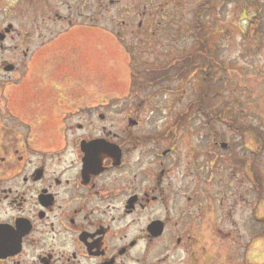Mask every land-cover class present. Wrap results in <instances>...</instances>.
<instances>
[{
	"label": "rangeland",
	"instance_id": "obj_1",
	"mask_svg": "<svg viewBox=\"0 0 264 264\" xmlns=\"http://www.w3.org/2000/svg\"><path fill=\"white\" fill-rule=\"evenodd\" d=\"M98 1L0 0V66L55 34L87 83L73 94L115 103L121 139L175 151L168 196H216L226 264H264V0Z\"/></svg>",
	"mask_w": 264,
	"mask_h": 264
},
{
	"label": "flooded vegetation",
	"instance_id": "obj_2",
	"mask_svg": "<svg viewBox=\"0 0 264 264\" xmlns=\"http://www.w3.org/2000/svg\"><path fill=\"white\" fill-rule=\"evenodd\" d=\"M34 40L0 66V264L229 262L216 196H168L175 151L121 139L115 103L73 94L55 34Z\"/></svg>",
	"mask_w": 264,
	"mask_h": 264
},
{
	"label": "water",
	"instance_id": "obj_3",
	"mask_svg": "<svg viewBox=\"0 0 264 264\" xmlns=\"http://www.w3.org/2000/svg\"><path fill=\"white\" fill-rule=\"evenodd\" d=\"M223 147H226V144H222Z\"/></svg>",
	"mask_w": 264,
	"mask_h": 264
}]
</instances>
